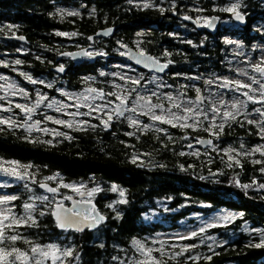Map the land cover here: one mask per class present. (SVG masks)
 <instances>
[{
    "label": "trees",
    "instance_id": "trees-1",
    "mask_svg": "<svg viewBox=\"0 0 264 264\" xmlns=\"http://www.w3.org/2000/svg\"><path fill=\"white\" fill-rule=\"evenodd\" d=\"M223 1L213 0V4L218 6ZM199 2L207 14L221 13L219 9H211L209 0ZM0 3L8 6L7 11L13 10L12 20L18 23L19 30L28 35L37 51L43 48V43L57 46L49 34L53 24H58L63 30L78 32L79 40L72 44L63 37L61 46L65 50L85 42V35L96 26L118 24L117 35L124 39L138 27L128 25V21L148 25L159 17L158 12L148 9L124 17L122 15L126 16L129 9L121 6L122 0H0ZM54 3L79 5L82 8L79 14L63 17L59 19L60 23H56L57 19L50 8ZM189 3L192 2L186 0V6ZM92 4L95 5L93 12L88 11V6ZM243 4L247 23L238 30L227 33L218 30L211 35L186 23V44L174 43L168 36L170 27L167 26L160 31L152 30L145 37L149 46L147 48L150 49L151 45L152 51L159 50L162 43L172 47L171 59L176 74L172 84L178 85L182 78L184 82L186 80L188 96H194L198 88L203 89L205 79L211 78L212 73L227 71L228 45L224 43V34L236 36L245 45L264 43V33L254 30L257 22H264L261 0H243ZM112 60L124 61L115 56L108 61ZM89 66L82 64L78 68H69L66 86L72 89L85 85L107 87L114 80L108 73H98L96 66ZM248 121L236 116L234 120L227 119L222 128L216 126V135L212 138L214 148H204L202 152H191V149L185 151L183 147V144L187 146L197 137L209 136L207 131L200 128L168 126L158 131L140 129L115 119L109 130L82 126L69 129L62 137L52 139L0 124V163L16 162L21 168L18 173L22 179H17L18 184L7 188L10 192L18 193V199L14 201L17 205L24 197L21 190L23 181L28 179L32 180L33 186L42 181L55 185L56 179L65 183L91 181L92 186H98L95 199L109 217L98 228L106 225L101 235L103 247L92 241V232L88 231H68L72 239L69 242L62 240L66 244L73 243V248L78 252V264L108 262L119 251L116 246L127 249L134 239H146L155 232L178 228L180 221L191 214L208 216L221 208L238 215L229 224L208 229V234L216 239L213 244L199 243L194 238L182 240L181 244L190 246L181 255L187 258L183 264H264V240L260 237V233L264 236V188L259 187L264 184V172L258 164L249 161L248 154L236 164L226 161L221 152L224 148L250 151L253 146L264 141L259 137L257 126ZM134 157L135 163L132 162ZM113 186L123 189L125 203H120V198L111 191ZM59 190L64 192L63 187ZM33 191L39 190L33 188ZM111 201L115 202V209L104 207V203ZM49 210L50 206L43 203L35 208V224L31 222L27 231L31 242H51L61 234ZM153 211H158L159 218L147 219L146 215ZM41 212L45 215L41 216ZM244 223L254 230H243ZM257 244L262 246L256 247ZM13 246L24 248L22 241H16ZM161 249H169L172 253L179 251V247L170 245ZM161 249L153 251L157 259ZM163 257L168 260L161 261V264L178 263L172 261L170 256Z\"/></svg>",
    "mask_w": 264,
    "mask_h": 264
},
{
    "label": "rangeland",
    "instance_id": "rangeland-1",
    "mask_svg": "<svg viewBox=\"0 0 264 264\" xmlns=\"http://www.w3.org/2000/svg\"><path fill=\"white\" fill-rule=\"evenodd\" d=\"M192 3H189L187 6L191 10L193 9L198 13L197 18H194L198 23L200 24H206L209 20L208 16H204L202 12V8L200 6L199 0H188ZM211 2L210 5L211 9H219L221 13L232 15L233 13L223 11L222 9L231 7L233 4H238L239 8L238 11L246 14V11L243 10V0H224L221 4L216 6L213 4V0H209ZM194 3V4H193ZM56 3H54L55 5ZM261 4L263 5L264 9V0H261ZM190 5V6H189ZM217 7V8H216ZM81 11L80 8H72V7H56L52 13H56V19H61L67 15H71L69 13H76L79 14ZM191 15V14H190ZM59 16V17H58ZM7 25V24H5ZM219 30L227 33L230 30H238L240 29V26L234 22V20L229 16H222L221 22L219 24ZM256 28L254 30H258L259 33H264V22L260 21L255 24ZM8 28L10 30H15L14 25H7L3 29ZM60 33H63L62 37L65 38H71L74 37L73 33L71 31H62ZM224 43L228 45V51L226 60L229 61L226 68L227 71L224 73H212V77H208L205 79L206 84L203 87V89H199V95L203 96L205 99L202 103L199 104V108L204 109L207 111L208 118L205 119L203 116L194 117L193 119H190L188 121L189 124H192L193 126L190 127L192 129H203L207 131L209 136H200V137H209L214 138L216 135L215 127H219L222 125L226 120L223 117V109H221V112L219 115L215 116V119H213V113L211 112L212 105L208 103V99L211 98V96L214 94L215 99L217 101L216 107L219 108L220 105L218 103L219 100H226L228 101V110L232 111L230 105L233 102L234 99H239L240 101H246L247 97L242 95L241 93L248 92L249 95L253 96L257 100L261 99L260 97V84L259 83H253V78L260 83H264V76H261L259 72H256L255 66L260 65L264 67V43L262 42H252L248 45H245L244 42H242L239 38L236 36H232L229 34H224ZM227 41H231V43H228ZM21 50V49H20ZM19 50V51H20ZM116 53H119V50H117L115 47L113 49ZM7 56L0 57V66H3L4 63L8 61ZM17 61V60H16ZM101 65H99L98 73H104L109 75V77L113 78L110 84L107 85L105 88H101L99 86L94 85H85L78 89H72L68 88L66 86L67 80L63 78L61 80L63 87L59 86L57 91L61 95L60 97L57 96H51L46 91L40 90V88L36 85H29L24 84L26 81H33L35 80L37 83L44 82L42 78H34L29 74H21V79H17L15 77H12L10 75H6L3 73H0V119L5 121H10V123H4L8 126H11L13 128H21L25 133L32 134L39 137H45L48 136L50 138H57L62 137V135H65L67 133V130L72 128H78L82 126H91L95 128H102L104 129V124L102 123V120H107L106 113H112V110L115 108L114 104H118L119 101L116 100V97L114 95H109V93H115L116 95L124 96L127 95L128 92H130L133 88H140L142 95H149L151 91H156L157 96L152 97V103H162L165 107V109L171 107L170 102L167 100L168 95H172L176 102L184 104V106H189L187 104L188 101H196V97L198 95L197 89L195 91L194 96H188L186 94V83L183 80H179L178 85H173L172 83H169L168 80L163 79L162 77H159L157 74L152 72H146L144 70L137 69L134 65L127 61H118V60H112L104 62ZM101 67V68H99ZM246 73V74H243ZM141 76L144 77L143 80H141V86L135 85L131 83L132 79H139ZM30 77L31 79H28ZM155 78V79H154ZM224 79H228L231 81H240L243 84L251 85L252 89H255L256 91H250L248 88H241L238 92L234 90L235 86H233L232 89H222L218 85H220ZM207 81H213V83L209 84ZM47 86H50L49 84H52L50 81H45ZM11 85V87H10ZM26 87H25V86ZM27 85L30 86V89H27ZM159 85V87H158ZM110 87V88H109ZM23 89L24 91L21 92L20 90ZM90 89L95 91H89ZM144 89H147L148 91H144ZM27 93V95H25ZM39 96H44L45 99L39 103V107L37 112L38 115H35L33 118L25 121L24 118H20L19 111L20 108H17L16 105L20 104L25 106L26 108H32L34 105H36L37 101L39 100ZM130 99H135V93H132V96ZM109 101H113V103L109 104ZM141 104L144 102L141 101ZM51 105V107H49ZM106 106V107H105ZM131 106V104H129ZM7 109V110H5ZM256 109H260L261 111H264V103H253L251 101L247 102V106L244 107L243 105H240V115L244 117L247 120L253 121V124L257 126V128L260 131L259 137H262L264 139V131H261L262 128H264V116H261L259 112L256 111ZM198 110V109H197ZM147 107H138L136 113L126 112L123 117L117 118L114 113L113 118L117 120H121L123 122H127L129 124V121L126 119L127 116H133L137 120L140 121L139 126H133L138 127L140 129H144L143 125H150L151 127L149 129L153 130H165L168 126H171L170 124H163L158 121H153L150 119V115H141L142 112H147ZM157 115L161 114L160 109H154L153 110ZM173 112H177L178 110L176 108H172ZM83 113H88V115H83ZM75 114V115H73ZM183 115V113H180ZM51 117V119H49ZM56 120L63 121L64 123H56ZM213 124L216 126L213 127ZM163 125V126H162ZM21 126V127H20ZM29 126H32L29 128ZM99 128V129H100ZM57 133H61V135H57ZM197 137V138H200ZM196 140L192 141L195 142ZM184 150H189L191 152H198L203 151L204 148L213 149V142L211 145L203 148L199 147H193L191 148L188 144L186 146V143L183 144ZM228 149H231V151H227ZM258 149V150H257ZM208 151H205L206 154ZM223 153L224 158L228 162H236L240 163V159L242 156L248 154V159L251 163H255L259 165V169L264 172V141L256 144L253 146L252 150L250 151H244L241 152L239 150L233 149V148H224L221 150ZM239 161V162H238ZM5 167H9L12 165L9 161H3L2 162ZM1 164V163H0ZM21 168L18 167L17 171L19 172ZM8 178H11L8 180ZM22 179V175H20V178L17 176H12L9 174L4 173L3 171H0V196L3 195H15L17 196L18 193H13L7 190L9 186H12L15 183H19L17 180ZM31 179H28V181H23L22 184V192H24V197L21 198L20 203L17 205L14 201H11L8 205H0V209H11V212L5 211V215H11L14 213L17 217H25L27 220L25 210L23 208V205L27 203H32L35 205V208H37L42 203L49 207L50 210L52 209L53 204L56 202L55 198L52 194H50L47 191L40 190L36 186H33L31 183ZM27 185V187H26ZM63 185H69V186H76L79 188V191H73L72 187H64ZM55 186L57 188L63 187L64 192L60 193L62 195H76L80 193L84 188H87L92 191L93 189H98V186L94 185L92 186L91 181L86 182H80V183H65L61 179H56ZM113 187H115V191L113 190ZM111 187V191L117 195L120 200H123L124 195L121 196V192L124 193L123 189L118 188L117 186ZM33 188H37L39 191L34 192ZM89 191V192H90ZM98 191H95L92 193L91 196H89L91 199H94L95 194ZM40 196H48L49 200L47 201H41L38 199H35L36 197ZM104 207H107L108 209H115L114 205L115 202L111 201L108 203L103 204ZM34 210L31 212V216L34 220H36V217L34 216ZM44 211V209H42ZM238 214L233 213L231 210L227 208H221L213 213H211L208 216H203L201 214H191L189 217L184 218L180 221V226L174 230H164V231H158L152 234L151 236H148L146 239H134L135 241H139L141 244L144 245L145 249L151 248L153 251L156 249H161L165 247V245H170V247H179V251H172L161 249L160 257L158 260L160 261H167V258H164L165 255L172 257V261H178L176 264H183L186 257L183 258L181 256L184 251L183 249L188 246L187 244H181L183 239L182 237H189L192 232H196L197 235L191 238H194L198 240L199 243H207V244H213L216 242V239L214 236H211L208 234V229L212 226L217 225H226L232 222L235 217ZM160 214L158 211L150 212L148 215H146L147 219L154 220L157 217L159 218ZM228 216L229 219L225 220L223 217ZM32 220H27V222L21 226L13 225L10 228H7L6 235H20L21 237L31 241L29 238V235L27 234L28 228L31 224ZM9 221H5V224H8ZM106 225L102 226L101 229L95 230L92 232V241L96 242L97 245H101L102 237L101 235L104 233L102 230ZM203 228L204 231L201 232L200 229ZM242 229L245 231H253V228H250L247 223H244L242 225ZM68 231H60L61 234L58 235V237L51 242H45V243H37L32 242V244H39L41 246L48 245V244H56L60 247V249H66L71 248L73 249V254L70 257H63L61 256L60 259L55 261V264H78V252L75 248H73V243L66 244L65 242H62V240H67L69 242L72 239V236H69ZM261 240H264V236L262 233H260ZM131 241V246L127 249H121L118 246H116V249L119 251H116L114 255L110 258V261L108 262H99L98 264H134L136 260H144L146 257L142 255L140 252L137 251L136 246L133 244V241ZM22 241L24 244V248H20L23 251H26L31 256L30 244H25L23 240H17ZM170 241V242H169ZM0 247H5L6 249H10L13 246L11 241L6 240L3 245H0ZM18 248V247H17ZM129 250V251H128ZM152 251L151 255L155 258H157ZM177 253H182L180 255H176ZM115 258V259H114ZM190 258V257H188ZM193 260H195V256L192 257ZM182 260V261H180ZM180 261V262H179ZM44 264H53V261L51 259L44 260Z\"/></svg>",
    "mask_w": 264,
    "mask_h": 264
},
{
    "label": "flooded vegetation",
    "instance_id": "flooded-vegetation-1",
    "mask_svg": "<svg viewBox=\"0 0 264 264\" xmlns=\"http://www.w3.org/2000/svg\"><path fill=\"white\" fill-rule=\"evenodd\" d=\"M122 2H123V4L121 6L129 9L126 16H125V14L122 15L124 17H129L132 15L133 12L137 13V12L142 11L143 9L156 11V12H158L159 17L156 21H151L148 25L143 24V23H141V25H139V23L137 21H134V20L128 21L127 22L128 25H131L134 27L136 25L138 27H136L134 30H132L133 32L131 33V36H128V38L126 37L124 39L118 37V35H117L118 24L105 23L103 26L102 25L96 26L90 33L85 35V39H86L85 42H83L82 44H79L75 48L65 49V50L61 46L63 37H62V35H58V33L62 32V31L74 32L75 33L74 37H71V38H65L64 37L65 39H67V41H69L72 44L73 42H77L79 40L78 32L75 30H63L60 28V26L58 24H53V26L49 30V34H50L51 39H53L54 43L57 46L55 47L53 45H48L46 43H43L42 44L43 48H41V50H38V51L36 50V46L33 45L32 40H30L28 38V35L26 33H23L21 30L18 29V27H17L18 23L14 22V20H12L13 19L12 16L14 14L13 10L7 11L6 9L8 8V6L6 7V4L0 3V11H1L0 12V57H2V56L9 57L8 61L6 63H4L3 66H0V73L6 74V75L8 74V75L15 77L17 79H21V76H20L21 74H29L34 78H42L44 80V82L33 83L31 81H27V82L25 81L24 84L26 85V84L30 83L29 85H32V86L36 85L40 88V90L46 91L51 96L60 97L61 95L58 93L57 89L59 86L63 87L61 80H63V78H65L67 80L66 74H67L69 68L73 69V68H78V66L82 65V64H90L89 67L96 66V70H97V67L103 63L102 61L107 62L108 60L111 59V57H112V59H114V56L120 57V58L124 59L125 61L129 62V60L124 57V54L126 51L123 49V46H127V47L133 48L139 52L142 51L143 53L151 54L155 58H157L159 61L167 63L168 69L164 74H158L154 71H147V70L138 68L135 65L134 66L139 70H144L146 72L155 73L159 77H162L163 79L168 80L169 83H172V79H174V77L176 75L174 72V68H173V63H172L173 60L171 59V56L173 55L172 50H171L172 47L171 46L168 47V45L166 43H162L161 46L159 47V50L154 49L155 51H152L153 49H151V45H150V49L147 48L148 44H147L145 37L148 36V33L152 32V30L160 31V29H163L164 26H167V27H170V29L167 31L168 36L172 39V41L174 43L177 42V43L186 44V23L193 26L196 30L199 29V30L204 31L205 33H208V32H206V30L204 28V26L206 24H200L199 23L202 26L196 27L190 21L185 19V17H188V18H192V17L195 18L196 17L197 18V16H198V13L196 11H194L193 9L189 10L188 6H186V0H122ZM146 3L151 5V6L144 7V5ZM56 7H72V8H80V9L82 8V6H79V5H77V6H64V5L55 4V5H52L50 7L51 13ZM201 8H202V12H203L204 16H208L210 18L212 15H216V17L218 18V21H219L217 31L219 30V26H220L219 24L221 22V17L222 16L231 17V15H228V14L226 15L223 13L207 14L205 12L206 9L203 7H201ZM94 9H95V5L92 4V5L88 6V11L93 12ZM52 15H55V18H57L56 13L55 14L52 13ZM108 15H109V13L106 15L105 19L107 18ZM69 16H72V15H67L65 17H69ZM7 17H9V18H7ZM194 18H192V19H194ZM59 21L60 20L58 19L55 22L60 23ZM103 21H105V20H103ZM5 24H7L8 26L14 25L16 29L15 30H10L8 28L3 29L4 27L7 26ZM109 26L115 27V30H114L112 35H110L108 37H94L92 41H90L88 39V37L90 35L94 34L98 29L104 28V27H109ZM19 35L24 36L26 38V41H20V40H15L13 38H10L12 36H19ZM211 35H214V34H211ZM194 38H195V36L192 39L193 41H194ZM188 40H191V37L190 38L188 37ZM112 45L117 50H119V53H116L113 50L114 49L113 47L111 50ZM52 47H54V48H52ZM82 47H89L88 52L91 54L103 53L106 56H100V57L96 58L93 62H90V56H86L81 61L77 62V61H72L68 56L63 55V52H65V51H70V50H74V49H78V48H82ZM45 48H48L49 51L46 52ZM110 52H112V53H110ZM16 60H19L20 63L17 64ZM56 65H62V66L66 67L65 75H60V74H58L52 70V68ZM180 80L184 81L183 78ZM45 81H50L52 84H49L50 86H47ZM185 82H186V80H185ZM101 88H105V85L101 86ZM27 89H30V86L27 85ZM115 105L116 104H114V107H115ZM34 106L32 107L33 111L30 113H26L24 111H21V109H19V111L17 110V112H19L20 118H24L25 121H27V120L33 118L35 115H38V112H37L38 108L34 107ZM113 121H115L114 118L109 122V126L107 128L104 126V130H109L111 127L110 124ZM19 129H21V128H19ZM86 189H87V194L82 199L93 200L97 204L99 211L102 214L106 215V221L101 222L98 225V227L94 230H89L86 228L80 233H83L86 231L93 232L95 230H98V228H100L101 224H103L109 220L108 214L106 212H104L102 210V208L99 206V204L97 203V201L95 199V196H94V199H91L88 195L90 190L88 189V187ZM82 191L80 193H82ZM80 193H78L76 195H71V196H78ZM52 195L54 196L55 201H56V198L59 196L60 197L68 196V195H62L60 193L59 188H58V193L52 194ZM64 203L67 205L70 204V202L66 199L64 200ZM85 215H87V217L92 216L91 213H85ZM66 231H72V230H66ZM72 232H74V231H72Z\"/></svg>",
    "mask_w": 264,
    "mask_h": 264
},
{
    "label": "snow or ice",
    "instance_id": "snow-or-ice-1",
    "mask_svg": "<svg viewBox=\"0 0 264 264\" xmlns=\"http://www.w3.org/2000/svg\"><path fill=\"white\" fill-rule=\"evenodd\" d=\"M151 5L145 4L144 7H149ZM239 5L233 4L231 7L222 9L223 11H227L230 13H233L235 18L237 20H243L244 17L241 15V13L238 11ZM71 15H75L76 13H69ZM185 19H188V17H185ZM108 32H111V29L108 30ZM108 32L105 33V35L108 34ZM58 35H63V33H58ZM75 35V33H73ZM20 39H24L23 37H19ZM91 39V38H89ZM228 43H231V41H227ZM65 55H70L69 53H64ZM101 55L103 53H100ZM85 55H91V53H85ZM140 55L143 57L144 53L141 51ZM146 59H151L150 57H147ZM139 62V61H138ZM17 64L20 63L19 60L16 61ZM170 63V62H169ZM156 67L157 71H163L165 68L168 67L167 64L159 65L157 66L154 62V65ZM63 66H61L58 71H63ZM256 72H259L261 76H264V67L257 65L254 69ZM246 74V73H243ZM101 75H104L102 72ZM2 78V77H0ZM28 79H31L28 77ZM144 77L141 76L139 79H132L131 83L141 86V80H143ZM155 79V78H154ZM33 83H36L35 80L32 81ZM254 84L259 83L260 84V97L261 99L257 100L253 96L249 95L248 92L241 93L242 95L247 97L246 101H240L238 98L234 99L231 103L230 107L232 111L228 110V101L226 100H219L218 103L220 105L219 108L216 107V99L215 95L213 94L211 98L208 99V103L212 105L211 112L214 114L213 119H215L216 115H219L221 112V109H223V117L225 120L227 119H235L237 115H240V105H243L244 107L247 106V102L251 101L253 103H264V83H260L259 81L255 80L253 78L252 81ZM207 83L211 84L213 81H207ZM222 89H232L233 86H235L234 90L239 91L241 88H248L250 91H256L255 89L251 88V85L243 84L240 81H231L228 79H224L223 82L218 85ZM11 87V85H10ZM159 87V85H158ZM21 92L24 90L21 89ZM89 91H95L90 89ZM144 91H148L147 89H144ZM198 95L196 97V101H188L187 104L189 106H184L182 103L176 102V99L172 95H168L166 98L170 102L171 107L165 109L164 105L162 103H152V97L157 96L156 91H151L149 95L145 96L141 94L140 88H133L130 92H128L127 95L120 96L116 95L115 93H109V95H114L116 97V100L119 101L118 104L115 105V108L112 110V113L115 114L117 118L123 117L126 112L136 113L138 107H147V112L140 113L141 115H150V119L153 121H158L163 124H170L172 127H181V128H188L192 127V124H189L188 121L190 119H193L194 117L203 116L205 119L208 118L207 111H205L202 108H199V104L204 101V97L199 95V89H197ZM132 93H135V99H130L132 96ZM27 95V93H25ZM45 99L44 96H39V100L37 101L36 105L34 107H39V103ZM143 101L144 103L141 104L140 102ZM109 104L113 103V101H109ZM131 104V106H129ZM17 108H20L21 111H24L26 113H30L33 111V108H26L23 105L17 104ZM51 107V105H49ZM106 107V106H105ZM172 108H176L178 111L173 112ZM154 109H160L161 114L157 115L153 110ZM198 109V110H197ZM7 110V109H5ZM257 112L260 113L261 116H264V111H261L260 109H256ZM183 113L181 115L180 113ZM112 113H106L107 120H102V123L107 128L109 126V122L113 119ZM75 115V114H73ZM83 115H88V113H83ZM51 119V117H49ZM126 119L129 121L130 126H139L140 121L134 118L133 116H127ZM56 123H64L63 121L56 120ZM4 123H10V121H5L0 119V124ZM248 123H253V121L249 120ZM264 123V122H262ZM216 125L213 124V127ZM32 126H29L31 128ZM150 125H143L144 129H149ZM222 128L223 125H220ZM158 131L160 129H157ZM261 131H264V128L261 129ZM57 135H61V133H57ZM131 135V133H129ZM210 143V142H209ZM243 147V146H242ZM258 150V149H257ZM227 151H231V149H228ZM183 155V153H181ZM264 154V153H262ZM133 163L136 162L135 157L132 160ZM20 167L16 164V162H12V165L9 167H5L4 165L0 164V171H3L6 174L17 176L20 178V174L17 171V168ZM26 167V166H25ZM202 178V177H201ZM48 179H53L52 177H49ZM64 187H72L73 191H79V188L76 186H69V185H63ZM27 187V185H26ZM41 188H45L47 192L55 194L58 190L55 187H48L45 184L40 185ZM244 187H248V185H245ZM260 188H264V184L259 186ZM113 190L115 191V187H113ZM99 191V189H93L88 193L89 196L92 195L93 192ZM124 193L121 192V196H123ZM18 199L15 195H3L0 196V205H8L11 201H15ZM35 199L41 200V201H47L49 200L48 196H40L36 197ZM66 199H71V197H66ZM126 201L121 200L120 203H125ZM23 208L25 210V214L27 217V220H32V223L35 224V220L31 216V212L34 210L35 205L32 203H25L23 205ZM56 211L52 212V215L56 218L57 226L62 229H69V228H75L77 231L82 230L81 225L84 221L88 220L87 215H83L75 209H65L61 204H56ZM5 211L11 212V209H0V245H3L6 240L11 241L13 245H15L17 240H23L25 244H30V252L31 256L28 252L21 250L17 247H12L10 249H6L5 247H0V264H44V260L51 259L53 261V264H55V261L63 257H70L73 254V249L66 248V249H60V247L56 244H48V245H39V244H32L31 241L21 237L20 235H6V229L12 227L13 225L21 226L27 222L25 217H17L14 213L11 215H5ZM63 213V214H62ZM41 216L45 215L44 212L40 213ZM230 217L225 216L223 219L227 220ZM105 218L103 216H93L92 222H89L87 224V227L93 228L96 226V224L103 221ZM5 221H9L8 224H5ZM31 226V225H30ZM201 232L204 231L203 228L200 229ZM196 232H192L189 237H182L183 239H190L191 237L196 236ZM133 244L136 246L137 251L140 252L142 255L146 257L144 260H136L134 264H161V261L157 258L153 257L151 255L152 249L148 248L145 249L144 245L141 244L139 241H133ZM103 247V245H101ZM256 247H261V244L255 245ZM188 247L186 246L183 251H187ZM182 253H177L176 255H180ZM115 259V258H114ZM208 259H211V257H208Z\"/></svg>",
    "mask_w": 264,
    "mask_h": 264
},
{
    "label": "water",
    "instance_id": "water-1",
    "mask_svg": "<svg viewBox=\"0 0 264 264\" xmlns=\"http://www.w3.org/2000/svg\"><path fill=\"white\" fill-rule=\"evenodd\" d=\"M241 15H243L244 19L243 20H237L234 16V14L231 15L232 19L234 20V22L236 24H238L240 27H243L246 25L247 23V19H246V16L244 13L240 12ZM188 21H190L192 24H194L196 27H200L202 25H200L196 20L192 19V18H188L187 19ZM218 18L216 17V15H212L208 22L206 23V25L204 26L206 32H208L209 34H215L217 29H218ZM111 29V32H108V30ZM115 30V27L114 26H109V27H104V28H100L98 29L94 34L90 35L88 37L91 38L89 39L90 41L93 40L94 37H108L110 35L113 34ZM108 32L107 35H105V33ZM19 37H23L24 39H20ZM10 38H13L15 40H20V41H26V38L22 35H19V36H12ZM88 49L89 47H82V48H78V49H74V50H70V51H65L63 52V55H65L64 53H69L70 55H66L68 56L72 61H81L84 57L86 56H90V62H93L96 58L100 57V56H106L104 54H91V55H85V53H89L88 52ZM123 49L126 51L125 54H124V57L127 58L129 60L130 63H132L133 65H135L136 67L138 68H141V69H144V70H147V71H154L158 74H164L168 67L165 68L163 71H157L156 70V67L153 66L154 65V62L157 66L159 65H164V64H167V63H164V62H161L159 61L157 58H155L153 55L151 54H148V53H144V56L142 57L140 55L141 52L133 49V48H130V47H127V46H123ZM147 57H150L151 59H146ZM139 61V62H138ZM168 65V64H167ZM62 65H56L52 68V70L60 75H65L66 73V67L63 66V71H58V69L61 67ZM115 115V114H114ZM210 142V143H209ZM212 139L209 138V137H200L198 138L195 142H191L189 144V146L191 148L193 147H199V148H203V147H207L209 145L212 144ZM41 184H45L47 185L48 187H55L57 188L56 186L54 185H51L49 182L47 181H42L40 183H38L37 187L40 189V190H43V191H46L45 188H41L40 185ZM58 190V188H57ZM58 191L55 193L57 194ZM53 194V193H51ZM87 194V189L84 188L82 193H80L78 196H65V197H57L56 198V202L53 204L52 206V209L50 211V214H51V217L55 223V226L58 230L60 231H65V230H72L74 232H77V233H80L82 232L84 229H89V230H94L98 227V225L101 223V222H104L106 221V215L102 214L98 207H97V204L93 201V200H86V199H82L85 195ZM66 197H71V199H66ZM68 200L70 202L69 205L65 204L64 203V200ZM56 204H61L63 206V208L65 209H75L76 211L80 212L82 214L81 216V219L83 217V215H85V213H91L92 216L91 217H88V220L84 221L83 224L81 225V229L80 231H77L75 228H69V229H62L60 227L57 226V222H56V218L52 215V212L53 211H56ZM63 214V213H62ZM93 216H103L105 219L103 221H101L100 223L96 224L95 227L93 228H89L87 227V224L89 222H92V217ZM68 264V263H66Z\"/></svg>",
    "mask_w": 264,
    "mask_h": 264
}]
</instances>
